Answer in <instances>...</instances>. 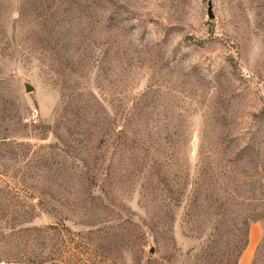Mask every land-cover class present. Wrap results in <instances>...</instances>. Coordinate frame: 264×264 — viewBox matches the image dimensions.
<instances>
[{"label":"rangeland","instance_id":"obj_1","mask_svg":"<svg viewBox=\"0 0 264 264\" xmlns=\"http://www.w3.org/2000/svg\"><path fill=\"white\" fill-rule=\"evenodd\" d=\"M249 218L264 0H0V264H237Z\"/></svg>","mask_w":264,"mask_h":264},{"label":"crops","instance_id":"obj_2","mask_svg":"<svg viewBox=\"0 0 264 264\" xmlns=\"http://www.w3.org/2000/svg\"><path fill=\"white\" fill-rule=\"evenodd\" d=\"M264 220L251 222L248 226L245 247L237 257V264H251L259 243L263 237Z\"/></svg>","mask_w":264,"mask_h":264},{"label":"trees","instance_id":"obj_3","mask_svg":"<svg viewBox=\"0 0 264 264\" xmlns=\"http://www.w3.org/2000/svg\"><path fill=\"white\" fill-rule=\"evenodd\" d=\"M238 191L235 189H233L232 190V192H230V193H225L224 195H226V197L227 196H233V195H235V193H237ZM248 194H249V191H248ZM250 194H251V191H250ZM252 194H253V192H252ZM252 196H254V197H252V200H254V201H259V202H261V198H260V193L258 192V194L257 195H252ZM245 217V216H244ZM247 217V216H246ZM252 221H254V218H252V219H248L247 220V222L248 223H250V222H252ZM242 237H243V239H242V241H240V243H239V245H238V248H237V250H236V254H235V256H236V258L238 257V255L240 254V252H241V250L244 248V246H245V241H246V228H245V230H244V232H243V235H242ZM234 264H236V260L234 261Z\"/></svg>","mask_w":264,"mask_h":264}]
</instances>
